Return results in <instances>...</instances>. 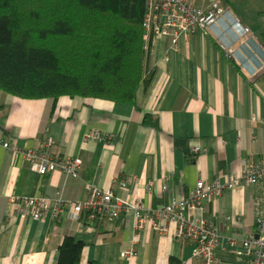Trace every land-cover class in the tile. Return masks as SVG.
<instances>
[{"label":"crops","instance_id":"0c3cea01","mask_svg":"<svg viewBox=\"0 0 264 264\" xmlns=\"http://www.w3.org/2000/svg\"><path fill=\"white\" fill-rule=\"evenodd\" d=\"M226 1L240 27L198 31L178 49L167 38L148 35L154 73L140 86L136 105L82 96L28 99L0 91L2 140L34 148L54 137L56 154L83 160L78 176H42L22 155L0 149V264H57L65 236L83 244L79 264H120L131 247L139 253L131 264H204L175 224L161 235L149 223L138 230L131 213L85 223L73 220L69 210L57 217H22L14 199L83 200L93 188L118 193L125 182L121 194L157 209L188 198L199 179L226 181L250 163L264 166V0ZM257 198L258 187L238 186L209 202V218L222 235L255 236ZM218 255L221 264H248L244 256L222 250Z\"/></svg>","mask_w":264,"mask_h":264},{"label":"trees","instance_id":"16d2710c","mask_svg":"<svg viewBox=\"0 0 264 264\" xmlns=\"http://www.w3.org/2000/svg\"><path fill=\"white\" fill-rule=\"evenodd\" d=\"M145 13L146 0H0V91L136 105L154 73ZM82 248L65 236L57 264H79Z\"/></svg>","mask_w":264,"mask_h":264},{"label":"built area","instance_id":"2783aa9c","mask_svg":"<svg viewBox=\"0 0 264 264\" xmlns=\"http://www.w3.org/2000/svg\"><path fill=\"white\" fill-rule=\"evenodd\" d=\"M224 24L241 26L226 0H202L200 5L192 0H146L143 20L145 31L169 39L173 48H180L182 40L188 45L192 36L198 31L209 34L214 28ZM239 39L240 36L234 40L239 42ZM235 42L225 47L227 54L233 53ZM58 144L54 137H49L39 147L20 148L11 138L7 140L0 138V149H10L22 155L42 176L55 171L78 176L83 160L56 154L55 148ZM245 184L258 187L260 194V198H257L261 204L256 218L257 234L241 239L232 235H222L217 225L209 218L208 204L212 199ZM126 186L127 184L122 182L120 188L122 191L118 190V193L114 188L105 190L93 188L83 200L63 195L53 198L17 197L14 199L19 203L16 213L22 217L32 216L41 219L48 214L57 217L69 210L70 217L80 223L99 217L116 220L123 213H131L136 219L138 230L146 229L149 223L159 234L164 235L169 232L170 225L175 224L177 235L194 242L195 256L202 258L204 264H221L219 250L244 256L248 264H264L263 165L250 163L232 173L226 181L199 179L190 190L188 198H175L169 204L157 209L121 194ZM149 186L151 187L152 183ZM3 227L0 224V235ZM138 254L135 247L124 250L120 264H131V260Z\"/></svg>","mask_w":264,"mask_h":264},{"label":"rangeland","instance_id":"374dc122","mask_svg":"<svg viewBox=\"0 0 264 264\" xmlns=\"http://www.w3.org/2000/svg\"><path fill=\"white\" fill-rule=\"evenodd\" d=\"M193 2H195L196 3V0H192ZM228 4V3H227ZM239 4V3H238ZM238 4H234L235 6H238ZM239 5H246V0H245V2L243 1V2H241ZM249 12H247V14H248ZM249 15V14H248ZM239 20V19H238ZM240 22V21H239ZM147 33V35H155L153 32H146ZM157 36V35H156ZM146 49H147V47H146ZM148 50V49H147ZM95 135H97V134H95ZM94 136V135H93ZM110 138H112V135H108ZM48 139V138H47ZM46 139V140H47Z\"/></svg>","mask_w":264,"mask_h":264},{"label":"bare ground","instance_id":"6f19581e","mask_svg":"<svg viewBox=\"0 0 264 264\" xmlns=\"http://www.w3.org/2000/svg\"><path fill=\"white\" fill-rule=\"evenodd\" d=\"M9 150V149H8Z\"/></svg>","mask_w":264,"mask_h":264}]
</instances>
